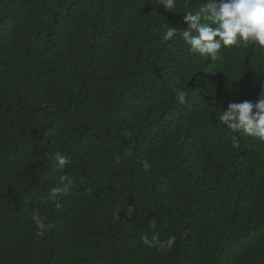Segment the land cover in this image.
I'll list each match as a JSON object with an SVG mask.
<instances>
[{
    "label": "trees",
    "instance_id": "16d2710c",
    "mask_svg": "<svg viewBox=\"0 0 264 264\" xmlns=\"http://www.w3.org/2000/svg\"><path fill=\"white\" fill-rule=\"evenodd\" d=\"M207 2L0 0V264H264V142L217 119L258 98L264 50L160 36ZM153 219L171 250L142 241Z\"/></svg>",
    "mask_w": 264,
    "mask_h": 264
},
{
    "label": "clouds",
    "instance_id": "9594fccd",
    "mask_svg": "<svg viewBox=\"0 0 264 264\" xmlns=\"http://www.w3.org/2000/svg\"><path fill=\"white\" fill-rule=\"evenodd\" d=\"M180 0H158L159 8L165 11L175 12ZM183 20L186 29H177L170 26L160 32L163 41H175L181 39L191 53L205 57L210 61L222 59V49H239L241 47L258 46L264 50V0H208L198 10L189 5L183 6ZM175 100L180 104L187 103L188 91L184 88H175ZM218 121L234 133L264 142V88L255 101L229 102L227 108H223L217 117ZM234 147H239L238 136L233 137ZM131 156V152L126 153ZM59 167L70 163L69 157L56 153ZM145 171L150 169L147 160L142 161ZM62 186L51 189L49 199L57 209L61 194L66 193L74 184V179L68 175L60 177ZM135 209L130 205L127 214L131 218ZM120 212L117 210L112 219L119 220ZM36 226V236L43 237L55 227L52 223H46L38 212L32 216ZM156 222L151 220L149 228L151 237L147 234L141 237L142 241L149 246L160 242V233L156 231ZM176 237L170 236L166 241L160 242L161 250H171Z\"/></svg>",
    "mask_w": 264,
    "mask_h": 264
}]
</instances>
